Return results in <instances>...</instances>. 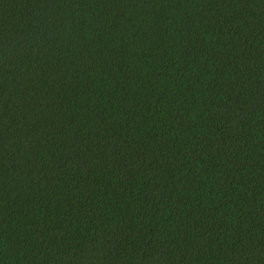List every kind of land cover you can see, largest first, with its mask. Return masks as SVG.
I'll use <instances>...</instances> for the list:
<instances>
[{
    "label": "trees",
    "instance_id": "1",
    "mask_svg": "<svg viewBox=\"0 0 264 264\" xmlns=\"http://www.w3.org/2000/svg\"><path fill=\"white\" fill-rule=\"evenodd\" d=\"M0 264H264V0H0Z\"/></svg>",
    "mask_w": 264,
    "mask_h": 264
}]
</instances>
